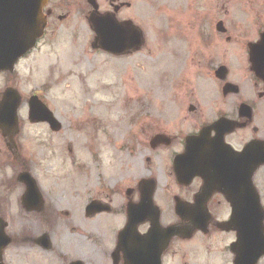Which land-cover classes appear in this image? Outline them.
<instances>
[{"label":"flooded vegetation","instance_id":"obj_1","mask_svg":"<svg viewBox=\"0 0 264 264\" xmlns=\"http://www.w3.org/2000/svg\"><path fill=\"white\" fill-rule=\"evenodd\" d=\"M49 2L45 8L48 31L54 17L64 21L71 16L69 11L58 12L59 7L68 8L70 0L65 6L64 1ZM249 2L243 3L248 16L241 19L230 16L234 9L225 10L220 17L224 27H237L238 33L229 35L228 28L215 57L206 62L199 59V69L214 75L223 95L220 107L212 105L210 117L204 116L205 108L200 111L190 101L176 106L175 112L182 123L191 124L190 129L176 128L175 122L161 119L163 114L158 112V129L152 133L148 112L129 116L134 119L132 125L138 118L142 121L140 131L129 128L131 144L126 147L127 161L140 168L116 169V134L109 122L98 126L96 118H91L92 140L102 142H92L80 152L67 144L68 163L53 166L55 180L37 181L40 195L28 194L23 175L30 171L38 178L25 162L15 161L18 167L12 177L0 170V264H236L238 256L232 247L239 240L238 231L223 226L233 217L232 198L247 201L245 195L254 192L264 211V49L256 53L258 63L251 58L264 32V0ZM95 52L108 57L133 54L131 50L121 55L102 49ZM188 67L184 64L179 72ZM17 85V70H0V103L5 91ZM224 117L226 166L214 167L213 163H219L215 158L207 160L211 151H203L192 162H176L185 152L189 135ZM18 119L20 124L19 114ZM5 126L11 127L0 123V164L8 160L6 156L13 159L17 151L22 157L17 134L7 137ZM102 128L108 137L107 153ZM58 132H48L49 140L55 141ZM158 134L168 143L153 141ZM214 135L213 130L212 139ZM11 141L15 144L10 147ZM154 159L164 164L161 169L155 168L159 163ZM253 254H258L257 249ZM259 258L257 264H264V252Z\"/></svg>","mask_w":264,"mask_h":264},{"label":"rangeland","instance_id":"obj_2","mask_svg":"<svg viewBox=\"0 0 264 264\" xmlns=\"http://www.w3.org/2000/svg\"><path fill=\"white\" fill-rule=\"evenodd\" d=\"M68 1L54 0L63 6ZM70 1L68 8L59 7L58 12L68 14L69 11L71 16L64 21L54 17L46 36L17 67V86L24 99L19 111L20 132L16 135L22 157L17 151L13 159L6 156L8 160L0 164V170L8 172L10 177L17 171L14 169L18 167L15 162L18 160L37 173L40 182L55 180L53 166L68 163L67 144L72 143L75 151L80 152L92 142H102L100 138L92 140L94 127L88 123L91 118H96L98 126L110 123V131L118 139L114 142L120 161L116 169L126 172L128 168L141 167L127 161L126 147L131 144L127 139L129 128L134 126L135 132L142 126L140 118L132 125L134 119L130 115L148 112L152 133L158 129V112L163 114L159 115L161 119L175 122L176 128L190 129L191 124L182 123L175 114L176 106L190 101L200 106V111L210 107L204 114L210 117L212 105L220 107L223 96L213 74L199 69V59L206 62L215 57L220 37L226 36L216 27L225 10L234 9L230 16L241 19L248 16L243 3L250 5L251 0H97L102 11L111 10V2L116 5L131 2L129 8L121 9L119 19L134 20L144 33V43L132 55L121 57L91 52L94 33L88 17L92 6L88 0ZM235 30L238 28H231L229 35ZM184 64L189 67L179 72ZM34 93L51 105L63 123L53 137L55 141L47 136L48 125L29 120L27 101ZM85 123H88L86 128ZM101 132L107 153L108 137L103 128ZM154 163H159L155 168L161 166V169L164 165L161 160L154 159Z\"/></svg>","mask_w":264,"mask_h":264},{"label":"water","instance_id":"obj_3","mask_svg":"<svg viewBox=\"0 0 264 264\" xmlns=\"http://www.w3.org/2000/svg\"><path fill=\"white\" fill-rule=\"evenodd\" d=\"M94 6V13L91 17V22L95 32L97 33L96 41H100L101 46L108 51L121 52L125 48L140 47L143 45V31H140L135 26L134 22L128 21L125 24L119 23L115 15L101 16L98 11L99 5L97 0H89ZM48 0H0V69H11L23 55L32 51L38 40L44 35L47 27V15L43 12ZM115 10L119 11L117 7ZM222 30V23L218 26ZM13 99V104L9 105ZM20 93L15 90H8L4 100L0 105V114L12 115V123L16 122V110L22 104ZM30 120L43 121L51 124L53 130L58 131L62 124L55 117L54 113L40 100L37 95L30 99ZM12 112V113H11ZM1 121V120H0ZM225 122H219L216 125L221 127V131L216 135L215 142L222 144L224 141ZM16 125V124H15ZM18 127V126H16ZM11 128H6L10 130ZM210 129L202 131L200 136H192L189 138L188 153L184 156H192L196 152L195 146L198 144L208 143L207 135ZM223 149V150H222ZM228 151L227 146L221 148L215 145L210 149L212 155L207 158H215L218 163H213V166L220 164L227 165L226 160ZM28 176V175H27ZM193 177V176H192ZM34 184L35 181L31 180ZM29 193L38 196L35 184L30 188ZM255 196V194H252ZM234 223L236 229L239 230V236L242 238L241 243L246 246L241 247V254L238 264H255L256 260L248 263L250 257L246 258V252L252 250V238L256 239V246L263 249L264 244V214L261 211L258 202H252L251 208L253 216L245 213L246 203L234 202ZM252 217V218H251ZM230 223V224H231ZM253 228V232H252ZM255 232V233H254Z\"/></svg>","mask_w":264,"mask_h":264}]
</instances>
